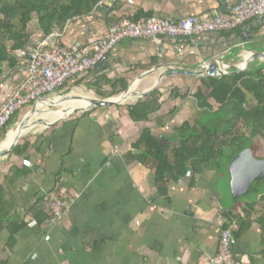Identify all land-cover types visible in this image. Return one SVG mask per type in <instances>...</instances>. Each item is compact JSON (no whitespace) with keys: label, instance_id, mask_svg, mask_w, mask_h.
<instances>
[{"label":"crops","instance_id":"0c3cea01","mask_svg":"<svg viewBox=\"0 0 264 264\" xmlns=\"http://www.w3.org/2000/svg\"><path fill=\"white\" fill-rule=\"evenodd\" d=\"M239 1L102 0L91 13L57 24L51 34L65 45L82 47L103 38L110 25L124 18L142 20L150 13L181 20L202 14H228ZM241 27L240 35L236 31L205 32L179 42L169 36L160 41L124 40L105 63L78 78L86 81L103 74L114 80L125 77L130 78V84L136 81L137 91H145L156 83L163 68L138 78L158 65L197 67L219 55L225 56L231 72H238L247 62V68L261 65L264 58H249V54L255 52L253 43L257 47L264 45V17ZM28 29L29 43L13 53L15 62L5 64L0 75V104L22 88L28 77L31 50L48 37L37 15ZM197 78L175 74L159 85L163 100L174 87L180 88L182 96L189 93L170 103L177 110L165 118L162 126L154 121L132 122L124 105L127 102L87 108L32 132L30 158L15 155L16 159L11 161L1 160L0 178L10 163L28 170L7 185L13 214L27 224L11 249L7 247L10 232H0V255L7 259L4 264H208L217 253L224 226L237 228V224H229L225 214L241 212V204L245 203L236 205L227 200L228 196L234 200L229 171L224 166L203 169L195 175L194 182L190 175L169 182L166 194L162 195L156 185L155 170L138 158L141 149L137 145L143 128H150L157 137L163 135L168 142L165 144L173 146L186 122H199L204 111L192 95ZM71 82L74 79L69 86ZM80 86L87 90L85 84ZM103 90L111 91L112 87L104 86ZM166 111L163 106L160 113ZM197 114L200 116L196 120ZM172 135L176 139L169 141ZM56 187L67 196L63 220L55 224L29 220L27 211L37 205L49 207V194ZM254 219L253 215L249 227L233 244L235 259L240 264H264L262 227Z\"/></svg>","mask_w":264,"mask_h":264},{"label":"trees","instance_id":"16d2710c","mask_svg":"<svg viewBox=\"0 0 264 264\" xmlns=\"http://www.w3.org/2000/svg\"><path fill=\"white\" fill-rule=\"evenodd\" d=\"M100 1L102 0H0V75L4 72L5 64L15 62L13 53L29 43L31 34L28 28L34 15L39 17L43 31L50 35L57 24L91 13ZM145 16L142 20L140 17L123 20L140 23L153 15L149 13ZM255 30L259 31L260 28ZM233 31L239 35L243 33L241 26ZM233 31L223 33L230 34ZM255 44L251 45L252 50L264 51V45L257 47ZM73 79L75 84H85L87 90L102 99L116 97L130 87V78L114 80L104 74L86 81L78 76ZM69 81L64 87L69 86ZM108 85L112 90H103L104 86ZM188 94L182 96L180 88L174 87L168 98L163 100L164 92L158 86L146 97L126 104L128 116L135 123L154 121L158 126H162L165 118L172 116L177 110L176 105L170 106V103L175 99L186 98ZM192 95L199 108L211 114L209 120L201 126L198 125L199 122H186L179 129V139L173 146L160 145L159 137L148 127L142 129L137 143L141 149L138 158L142 163L154 168L156 185L162 195L166 194L169 182L178 181L187 175H190L191 181L194 182L195 175L203 169L224 166L228 173L232 159L247 146L252 148L255 156L264 157V63L253 64L246 70L220 76H198ZM163 106L167 109L166 113H160ZM18 119L19 111L15 112L0 130V142ZM213 123L216 124L215 128ZM32 138L33 136L29 135L21 139L11 153L30 158ZM26 173L28 170L24 166L10 163L0 178V232L4 229L10 232L7 246L9 249L16 244L17 235L27 221L13 214L7 185ZM54 189L62 192L60 187ZM250 191H254V198L241 204V212L229 211L225 217L229 224H237V228H233V234L237 238L245 232L252 222L253 215L255 216L254 222L262 227L261 256L264 257V176L254 181L247 193ZM241 198L234 199V203H239ZM50 213V206L40 208L37 205L30 208L26 216L29 220L42 224L49 220ZM224 227L229 228L227 225ZM6 260L0 255V264H4Z\"/></svg>","mask_w":264,"mask_h":264},{"label":"built area","instance_id":"2783aa9c","mask_svg":"<svg viewBox=\"0 0 264 264\" xmlns=\"http://www.w3.org/2000/svg\"><path fill=\"white\" fill-rule=\"evenodd\" d=\"M264 17V0H240L231 7L228 14H202L187 16L181 20L152 16L140 23L121 20L110 25L105 36L82 47H70L59 43L60 39L50 34L31 50L28 77L22 88L0 104V130L9 122L13 114L25 106H36L39 102L58 95L65 83L95 67L105 63L114 48L124 40L157 38L169 36L175 42L185 37L205 32L233 31L248 21ZM180 50V49H179ZM210 60L200 63L197 68L208 67ZM226 70L230 65L226 64ZM51 209L48 222H61L67 211L65 192L53 189L49 194ZM233 228L220 232L217 253L208 264H240L234 256Z\"/></svg>","mask_w":264,"mask_h":264},{"label":"water","instance_id":"95a60500","mask_svg":"<svg viewBox=\"0 0 264 264\" xmlns=\"http://www.w3.org/2000/svg\"><path fill=\"white\" fill-rule=\"evenodd\" d=\"M243 38L246 40V35L243 36ZM249 58H264V51L262 52H253L250 51ZM248 63V62H247ZM247 63L244 66H240L236 71H242L247 68ZM228 64L226 61L225 56L219 55L216 57H213L207 68L204 69H198L197 67H188V66H180V65H158L155 68H153L150 71H146L145 73H142L138 80L150 75L153 72H157L159 69L163 68V71L159 73L158 79L156 80V83L149 89L142 91L141 95L136 99L144 98L147 95H149L155 88H157L162 81L165 78H168L170 76H175V74H190L194 76H206V75H212V76H220L225 73L231 72L230 70H226L225 65ZM136 81H134L135 83ZM134 83L130 84V87L128 88L125 93L121 94L118 97H122L130 92L131 87ZM66 100H69L73 97V94L63 96ZM117 97L107 98V99H100L97 97L91 98V105L86 107H77L73 109L71 112L67 114V116L73 114L76 111H81L87 108H97V107H104V106H116L123 104L121 100H115ZM60 104V103H58ZM56 105V104H55ZM36 111V108H33L31 111H29L21 120L17 121L15 126H23L26 123V120L29 118L31 113H34ZM63 116L54 122H50L46 127L51 126L61 120H63L65 117ZM14 126V127H15ZM10 131V130H9ZM7 132V134L9 133ZM24 137V135H18L16 138V141L10 145L8 148H4L0 150V158L4 157L5 155L9 154L13 148L17 145V143ZM160 145H163L165 143H168L165 137L162 135L159 137ZM228 171L230 174V191L233 199H238L243 197L245 195L251 185L254 183V181L260 177L264 176V157H257L255 156L252 148L250 146H247L240 152L236 154V156L232 159L228 166Z\"/></svg>","mask_w":264,"mask_h":264},{"label":"bare ground","instance_id":"6f19581e","mask_svg":"<svg viewBox=\"0 0 264 264\" xmlns=\"http://www.w3.org/2000/svg\"><path fill=\"white\" fill-rule=\"evenodd\" d=\"M136 86H137L136 83L133 84L128 94L122 97H117L115 100H121L123 103L132 102L136 100L142 93V91L136 90L137 89L135 88ZM93 95L86 93H79V94L73 93V97L69 100H66L61 97L62 100L61 99L59 100L65 101L66 104L63 107L56 109L55 112L40 114L38 112V110L40 109H37L34 113L30 114L29 118L26 120V123L23 126H18L17 128H13L9 131L7 136L0 142V150L4 148H8L10 145H12L16 141L18 135H27L28 133L35 132L37 131L38 128L44 127L48 125L50 122H54L55 120L63 116H67L69 112H71L73 109L77 107H86L91 105L92 102L91 98H93ZM44 101L45 100L39 102V105L40 104L42 105Z\"/></svg>","mask_w":264,"mask_h":264},{"label":"rangeland","instance_id":"374dc122","mask_svg":"<svg viewBox=\"0 0 264 264\" xmlns=\"http://www.w3.org/2000/svg\"><path fill=\"white\" fill-rule=\"evenodd\" d=\"M196 83V82H195ZM71 85L70 86H66V87H64L62 90H60L59 91V93L58 94H60L61 96H58V95H56L55 94V96H52V99L50 100H45L43 103H42V105L40 104L39 105V103H38V105H36V106H25V107H23V108H21L20 110H19V119H18V121L19 120H21L29 111H31L33 108H36V110L37 109H40V110H38V112L40 113V114H43V113H51V112H55V110L56 109H59V108H61V107H63V106H65V104H66V102L65 101H61L62 99H61V97L62 98H64L65 99V97H63V96H67V95H70L71 93L73 94V93H76V94H79V93H86V94H91V95H93V93L94 92H91V91H89V90H86L85 88H82L79 84H75L74 82H71L70 83ZM165 85H163V87H164ZM194 86H195V84H194ZM193 89H195V87L193 88ZM94 97H97V95H95V93H94V95H93ZM97 98H99V97H97ZM59 99H61V100H59ZM58 103H60V104H58ZM131 102H127L126 104H130ZM56 104V105H55ZM126 104H124V105H126ZM54 109V110H53ZM204 111V110H203ZM76 112H79V111H76ZM76 112H74V113H76ZM73 113V114H74ZM32 114V113H31ZM70 116V115H69ZM199 114H197V116H195V119L197 120L198 118H199ZM68 117V116H67ZM212 116H211V114L209 115V113H207L206 111H204V113H202V116H201V119L200 120H198L199 121V124L198 125H202V123H204V122H206L207 120H209L210 118H211ZM16 123H17V121L15 122V123H13V126H12V128L11 129H13V128H17L18 127V125L17 126H15L16 125ZM192 123V122H191ZM216 124H214L213 123V128H215L214 126H215ZM15 126V127H14ZM47 126V125H46ZM46 126H44V127H41V128H38L37 129V131L38 130H42L43 128H45ZM31 133H28L27 135H24V137L23 138H25L26 136H28V135H30ZM22 138V139H23ZM176 139V136H174V135H172V136H169V138H168V140L169 141H172V140H175ZM10 154H7V155H5V158H3V157H1L0 158V160H8V161H11V159H16V157H15V155H11V156H9ZM0 168H3V165L1 166L0 165ZM252 198H254V191H250L249 193H246L245 195H243V197L241 198V200H240V202L239 203H236V205H239L240 203H243V202H245L246 200H250V199H252ZM227 200L229 201V203H232V204H234L233 203V201L234 200H231V198L228 196L227 197Z\"/></svg>","mask_w":264,"mask_h":264}]
</instances>
